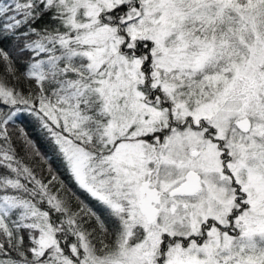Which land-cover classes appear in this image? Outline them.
Here are the masks:
<instances>
[{
	"label": "snow or ice",
	"instance_id": "6c2138e0",
	"mask_svg": "<svg viewBox=\"0 0 264 264\" xmlns=\"http://www.w3.org/2000/svg\"><path fill=\"white\" fill-rule=\"evenodd\" d=\"M0 264H264V0H0Z\"/></svg>",
	"mask_w": 264,
	"mask_h": 264
},
{
	"label": "trees",
	"instance_id": "16d2710c",
	"mask_svg": "<svg viewBox=\"0 0 264 264\" xmlns=\"http://www.w3.org/2000/svg\"><path fill=\"white\" fill-rule=\"evenodd\" d=\"M29 128L30 134L33 136V138L40 144L41 148L44 150H47V145L43 142L42 138L40 137L39 133L35 132L33 127L31 125H26ZM59 167V165H56ZM61 173L63 174V170L61 169ZM67 179V177H65Z\"/></svg>",
	"mask_w": 264,
	"mask_h": 264
}]
</instances>
